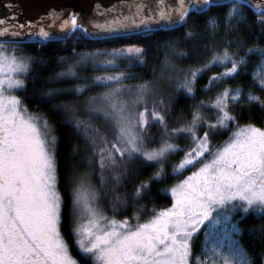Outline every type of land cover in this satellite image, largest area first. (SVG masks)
I'll return each instance as SVG.
<instances>
[{"label":"snow or ice","instance_id":"6c2138e0","mask_svg":"<svg viewBox=\"0 0 264 264\" xmlns=\"http://www.w3.org/2000/svg\"><path fill=\"white\" fill-rule=\"evenodd\" d=\"M230 2L223 22L224 43L205 52L209 59L202 66L181 69L176 63L191 59L189 52L180 50L194 42L191 31L165 42L168 51L162 70L168 72L174 93L159 91L147 81L129 87L125 83L129 76L119 71L95 78L92 83L107 91L99 97L89 96L82 109L71 104L56 106L71 114L73 130L84 142V168L74 166L66 177V227V201L59 190L58 137L47 117L30 112L20 98L18 93L27 89L25 81L33 61L8 42L14 45L27 35L39 37L43 44L56 37L43 22L20 23L13 13L14 4L5 5L10 14L0 17V38H4L0 40V264H264V253L249 255L233 239L248 215L256 213L264 219V127L241 126L234 114L238 108L264 111V47H248L237 35L240 25L247 22L245 8L253 10L264 34V0ZM218 4L219 0H192L190 4L179 0L176 8L159 0L149 8L143 0H136L124 5L127 15L120 14L106 24L89 23L105 33L127 35L139 29L148 35L154 30L152 24L165 21L167 27L175 28L186 23L193 9L203 12ZM51 18L60 21L64 39L78 32L98 38L75 12L67 18L53 12ZM209 23L214 34L221 27L215 20ZM144 54V48L132 47L96 55L109 57L104 64L108 69L115 68L118 58H135L143 64ZM256 58L251 86L247 90L228 86L243 79L249 61ZM213 68L224 70L198 89L199 80ZM76 76L74 68L58 74V78ZM90 90L85 82L74 92L82 96ZM213 90L214 97L189 108L190 119L183 115L173 119V106L181 97L195 101L198 91L207 95ZM56 94L41 95L39 103H51ZM216 135H228V139L213 146ZM182 139L190 141L186 148L178 143ZM73 152H81L79 144ZM134 165L155 171L134 184L129 197L121 190L139 179L132 172ZM168 169L173 179L186 170L191 175L164 189L171 194V207L153 208L141 222L149 211L141 201L151 195L153 184L167 182ZM130 207L134 224L117 218ZM236 216L240 220L233 222ZM201 229H205V240L197 251Z\"/></svg>","mask_w":264,"mask_h":264},{"label":"trees","instance_id":"16d2710c","mask_svg":"<svg viewBox=\"0 0 264 264\" xmlns=\"http://www.w3.org/2000/svg\"><path fill=\"white\" fill-rule=\"evenodd\" d=\"M231 7L232 4L228 3L212 6L203 12L191 11L185 24L170 30L152 31L148 35L135 34L93 40L78 32L61 41L43 44H10V46L16 47L20 53L31 56L33 61L32 69L25 81L27 89L18 93L20 98L24 101L30 112H39L47 117L50 124L55 128V134L58 137L57 164L60 178L59 190L65 196L66 201L64 211L65 227L67 226L66 217L68 215L66 177L74 166L80 169L84 168L85 165L81 163L84 142L73 130L70 122L71 114H64L62 111L57 110L56 106L71 104L82 109L89 96H98L104 92V87L92 83L94 76L102 72V69L95 67L96 64L94 63L108 56L96 55L97 53H111L114 49L119 50L132 47L144 48L143 64L139 63L135 58L117 59V67L109 72L114 75L119 71H125L129 76V79L125 83L129 86H135L146 81L156 85L161 76L163 77L165 73H168L166 70H162L165 53L168 51L165 42L182 38L186 32L191 31L194 35V42L180 49L181 51L189 52L191 59L183 62L177 61L176 63L181 69L202 66L209 59L205 55V52L224 43L225 29L223 22ZM244 14L247 17V22L240 25L237 35L247 43L248 47H264V34L261 33L260 27L255 23L253 10L245 8ZM212 20L221 24L220 29L215 34L212 25L209 23ZM227 39L235 40L236 37L229 36ZM81 57H86L87 59L81 60ZM256 63H258V58L250 60L249 67L245 69L247 75L241 80L230 83L228 86L233 88L242 86L247 90L251 86V72ZM69 68H74L77 72L75 78H58L59 73L67 72ZM223 70V68H213L204 74L199 80L198 89H203L207 85L210 76ZM85 82L89 84L91 90L86 91L82 96H77L74 89L77 85H83ZM49 91L56 92V98L51 103H39V97ZM161 91L166 94L174 93V87L170 85L168 87L163 86ZM257 94L260 95L261 93L257 92ZM215 95L216 91L213 90L207 95L202 91H198L195 101L181 97L179 102L173 106L175 109L171 114L173 119L181 115L186 119H190L188 114L189 108L194 104H198L200 100L207 101ZM234 114L237 116L241 126L249 123L257 127L264 125V111H261L258 107H253L251 110L247 108L241 110L238 108L234 110ZM80 116L81 119L85 118L82 111ZM94 123L101 125L102 121L96 120ZM152 131L155 133L157 130L153 128ZM223 138H225V135H220L219 139L222 140ZM78 144L80 145L81 152L74 154L73 149ZM154 171V168L132 166V172L137 174L139 179L128 183L127 187L121 191L127 192L130 197L133 185L138 184L140 180L147 179ZM168 173L169 178H167V182L153 184L151 195L141 201V204L147 205L149 210L148 213L144 214L142 220L148 217L153 208L160 209L170 205V198L164 189L178 183L179 179L171 178V169H168ZM133 214L134 211L130 207L126 210V215L124 216L130 219ZM239 227L241 231L237 235L238 242L249 252V255L255 253L258 256L264 253V219H261L258 214L252 213L240 222ZM76 258L78 259V257Z\"/></svg>","mask_w":264,"mask_h":264},{"label":"water","instance_id":"95a60500","mask_svg":"<svg viewBox=\"0 0 264 264\" xmlns=\"http://www.w3.org/2000/svg\"><path fill=\"white\" fill-rule=\"evenodd\" d=\"M9 2L14 4L13 13L19 17L20 23L37 24L39 22H43L42 26H45L46 30H49L53 36L56 37L55 39L46 41L44 43L65 40L63 38L64 33H61L58 28L60 21H54L51 18V14L53 12L57 14L62 13L63 18H67L68 14L71 12L77 13L85 22L86 26L89 28V31L95 33L98 37L93 38L92 36H86L93 40L141 34V30L139 29H134L127 35L117 32L105 33L92 28L91 23H89V21H91L92 23L106 24L120 14L127 15L128 8L124 5L132 4L136 2V0H0V17H7L10 14L9 9L5 7V5ZM143 2L147 3L149 8H154L159 0H143ZM191 2L192 0H186V4H190ZM228 3H231L230 0H219L218 5ZM164 4L168 7L178 8L179 0H164ZM97 6H99V12L97 11ZM113 7H116L117 11L109 12L108 9ZM192 11H195V9ZM145 14H147V10ZM53 23L57 26L52 28L47 27V25ZM179 26L180 25H177L175 28ZM150 27L154 29L153 31L173 29L167 27L165 21L152 24ZM3 39L4 38H0V40ZM38 41L39 37H29L25 35L22 38H19L16 44L39 43ZM8 42L11 44L10 39Z\"/></svg>","mask_w":264,"mask_h":264},{"label":"rangeland","instance_id":"374dc122","mask_svg":"<svg viewBox=\"0 0 264 264\" xmlns=\"http://www.w3.org/2000/svg\"><path fill=\"white\" fill-rule=\"evenodd\" d=\"M107 59H109V57H104V59H102V60H100L99 59V61H95V63L94 64H96L95 65V67H99L100 69H102V72L98 75H96V76H94V79H93V81L95 80V78L96 77H101V76H107V75H113V74H111L109 71H111V70H113L114 68H111V67H109L108 69H105L104 68V64H105V62L107 61ZM118 59H123V58H118ZM118 61V60H117ZM117 61H116V65H115V68L117 67ZM115 75V74H114ZM168 85H170V86H173L174 87V85L169 81V79H168V73H165L164 75H163V77L161 76V79H159L158 81H157V83H156V85H154L159 91H161L162 90V88H163V86H166V87H168ZM127 86H129V85H127ZM129 87H134V86H129ZM105 91H107V89L105 88V90H104V92ZM101 95V94H100ZM100 95H98V96H96V97H99ZM125 95L126 96H128V93H125ZM85 104V103H84ZM262 127H264V125L262 126ZM219 137H220V135H216V136H214L213 137V139H212V144H213V146H219V145H223V143H224V141H226L227 139H228V135H225V138H223L222 140H220L219 139ZM178 143H179V145H180V147L181 148H186L189 144H190V141H188V140H180V141H178ZM188 175H191V172L190 171H185L184 172V174L182 175V176H179L178 177V179L180 180V179H184L186 176H188ZM175 185V184H174ZM173 185V186H174ZM168 196H169V198H170V205L169 206H166V207H162V208H158V209H156L157 211H159V210H163V209H166V208H169V207H171V204H172V197H171V194H170V192H165ZM108 214L110 215L111 213H110V209H108ZM253 214H256V213H253ZM117 218L118 219H125V218H127V219H129L128 217H126V216H117ZM132 218V216L130 217V222L131 223H135L136 221H134V220H132L131 219ZM148 218V217H147ZM146 218V219H147ZM146 219H141V222H144ZM240 219V217L239 216H236L235 217V220L233 221V222H235V221H237V220H239ZM205 231V229H201V233L198 235V239L196 240V242H195V250H197V251H199L201 248H202V246H203V243H204V240H205V237H204V235H203V232ZM238 236L236 235V236H234L233 237V239H235V240H237L238 241Z\"/></svg>","mask_w":264,"mask_h":264},{"label":"flooded vegetation","instance_id":"af4514ba","mask_svg":"<svg viewBox=\"0 0 264 264\" xmlns=\"http://www.w3.org/2000/svg\"><path fill=\"white\" fill-rule=\"evenodd\" d=\"M78 259H79V257H78Z\"/></svg>","mask_w":264,"mask_h":264}]
</instances>
